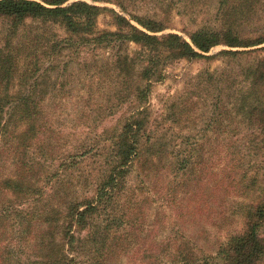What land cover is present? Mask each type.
Returning a JSON list of instances; mask_svg holds the SVG:
<instances>
[{"label": "rangeland", "instance_id": "1", "mask_svg": "<svg viewBox=\"0 0 264 264\" xmlns=\"http://www.w3.org/2000/svg\"><path fill=\"white\" fill-rule=\"evenodd\" d=\"M77 1L100 9L93 19L97 33L117 30L115 12L140 30L134 19L151 23L160 30L158 38L175 34L190 43V36L203 30L220 42L191 59H177L160 43L154 44L155 53L123 41L95 48L88 40L85 47L68 49V32L59 22L26 19L13 32L0 18V56L9 54L14 63L9 92L32 89L22 78L37 77L38 108L45 114L26 155H42L46 162L30 160L29 178L44 188V203L55 209L50 220L59 219L57 225L45 224L40 203L26 205L23 210L30 209L21 220H2L0 253L7 264L39 262L45 235L47 264H184L182 257L187 264H221L219 249L244 228L246 206L240 203L248 201L242 198L257 199L264 191V131L250 124L245 99L255 96L250 81L264 60V44L229 46L264 38V0H69L67 5ZM146 65L148 81L140 75ZM49 66L57 69H47L40 79ZM137 111L148 119L147 139L140 140L137 159L105 204L103 219L108 216L110 223L104 248L95 250L86 230H75L73 242L66 236L65 246L66 207L94 197L113 143ZM73 153L78 154L73 168L52 178L61 159ZM80 153L86 155L80 159ZM188 157V166L178 170L179 159ZM14 171L9 163L0 179ZM5 200L13 201L9 192L0 193V204ZM24 240L22 253L18 243Z\"/></svg>", "mask_w": 264, "mask_h": 264}, {"label": "trees", "instance_id": "2", "mask_svg": "<svg viewBox=\"0 0 264 264\" xmlns=\"http://www.w3.org/2000/svg\"><path fill=\"white\" fill-rule=\"evenodd\" d=\"M68 1L0 0V18L7 22L5 24L10 29H13V32L26 19L59 22L68 32L67 38L64 39L67 43L65 47L68 49L72 47H85L88 44V40H91L90 46L95 48L109 47L117 41H123L138 44V46L145 49L148 53H155L153 51L154 44L160 43L169 49L171 55L177 59H191L202 57L201 53H207L211 47L218 45L220 42L216 34H210L203 30L193 33L190 36V43L175 34H167L158 38L154 34L160 32V30L156 29L151 23H145L137 19L133 20L130 17L143 31L115 12H113V18L117 30L115 32L106 31L97 33L93 27V19L100 12V9L80 1L67 5ZM262 44H264V38L250 44L240 45L231 43L229 46L257 47ZM260 50H264V47ZM222 54L231 53L223 52ZM11 61L12 57L9 54L0 56V174L4 168L8 167L9 163H13L16 166V171H14L15 176L11 174L0 179V193L9 192L13 200H5L3 204H0V224L7 218L14 217L13 219L21 220L22 215H28L26 213L30 207L23 210L26 205L32 204L35 208L40 203V216L43 217L44 223L57 225L59 219L56 221L50 220V216L54 213L55 209L51 205L44 203V188L41 186L39 188L29 178V174L33 168L30 160H38L40 158V163L46 162L42 155H39L38 158H34L33 152H31L33 158H29L30 155H26V153H30L28 150L34 146L32 141L38 137V121L45 114L41 105L40 109L38 108L37 101L39 95L35 91L37 77L33 74L30 78L24 75L22 81H27V87L32 89L11 94L7 87L13 80L14 63H11ZM115 62L117 63V59ZM119 62L121 63V60ZM148 62H150V57ZM150 67V65L149 67L146 65V67L141 69L140 75L142 79L148 78L147 81L150 79ZM47 69L51 71V69L57 68L49 66L45 70H41V74L38 76L40 79L48 71ZM60 71L62 70L60 69ZM252 75L250 85L252 87L251 91L255 92V96L250 95L245 98L250 100L246 106L248 107L246 114L252 122L250 124H254L256 128L264 131V60L258 64L257 69H254ZM147 85L148 83L145 84V87ZM141 94L144 95L138 89V95ZM43 96L44 94L40 92V100ZM260 99L263 101L262 105L259 103ZM137 112V115H129L122 125L117 139L113 143V154L111 155L109 166L102 171L98 183L95 184L94 197L81 203H70L66 207L62 217V220L66 221V226H61L62 242L65 246H69V243H64L66 236H69L70 242H73L74 236L72 235L75 233V230L80 232L86 230V237L92 241L93 248L95 250L98 246L100 249L104 248L110 223L108 216L106 217L107 220L103 219L106 213L105 204L114 197L115 190L121 184L127 168L137 159V149L140 140L146 138L148 119L141 112ZM14 140L17 141L15 145ZM36 149H39V147L36 146ZM261 151L262 159L260 165L264 167V142L262 143ZM10 154H14L13 157H10ZM80 154V159L86 155L85 153ZM77 155L73 153L61 159L52 178H55L57 174L76 164L77 161L72 160H77ZM188 161L189 157L179 159L178 170H184L185 166L189 164ZM263 167H260V170ZM261 175H264V169ZM49 181L51 182V179ZM23 199L24 201L21 202ZM244 201H248L249 203ZM242 202L244 203H240L241 206H246L245 209L240 206L244 217V228L239 233L232 235L227 243L219 249L216 256L221 264H262L264 262V234L261 232L264 225V191L258 195L257 199L244 196ZM97 222L99 223L96 225ZM2 227L5 228V226ZM2 227H0V230ZM2 235L3 233H0V238ZM45 242V235H41L40 261L35 262L36 264H47L46 254L42 253V250L45 249ZM27 244L25 240L18 243V247L21 248L20 251L22 253L26 251L25 247ZM62 251L66 252L65 250ZM3 253L4 251L0 253V264H7V258L3 256ZM180 255L184 256L183 253ZM182 258V262L187 264V258ZM18 260L21 262L20 259ZM31 263L35 264L34 262Z\"/></svg>", "mask_w": 264, "mask_h": 264}]
</instances>
